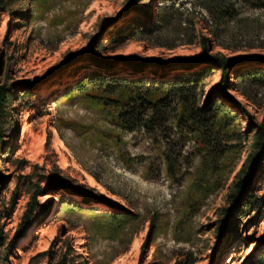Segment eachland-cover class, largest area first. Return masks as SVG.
Here are the masks:
<instances>
[{"label":"rangeland","instance_id":"374dc122","mask_svg":"<svg viewBox=\"0 0 264 264\" xmlns=\"http://www.w3.org/2000/svg\"><path fill=\"white\" fill-rule=\"evenodd\" d=\"M5 2L0 264H246L264 254V148H256L264 84L237 76L264 69V8L242 0ZM206 54L235 65L204 79L202 104L230 113L211 139L227 151L205 159L194 139L181 147L176 130L170 150L68 94L84 76H156V67L137 72L131 62ZM164 152L177 157L173 169ZM247 196L251 204L238 211Z\"/></svg>","mask_w":264,"mask_h":264},{"label":"trees","instance_id":"16d2710c","mask_svg":"<svg viewBox=\"0 0 264 264\" xmlns=\"http://www.w3.org/2000/svg\"><path fill=\"white\" fill-rule=\"evenodd\" d=\"M242 1L250 6L264 8V0ZM0 6L8 7L5 0H0ZM150 15L153 17L154 14L150 13ZM129 65L137 72H143L151 66L156 67L154 70L156 76L139 79L122 76L109 78H101L99 75L94 78L84 76L76 82L68 94L76 91L79 96L81 95L90 102L106 109L113 124L126 130L143 128L155 142H158L159 138L163 139L162 141H165L170 150L173 145V139L170 136L176 130L179 137L183 139L181 147L194 139L196 143L195 152L202 155L203 159L218 149L223 150V152L227 151L228 148L215 147L216 145L220 146V142L216 143L211 139H215L213 137L220 134L219 131L216 132V129L222 128L220 127V120L230 117L229 110L221 104H214L213 107L209 106V103L203 105L201 100L205 94L204 79L208 77L211 70L220 68L228 71L230 67L235 65L234 61L223 60L221 57L206 54L200 58L177 60L165 65L158 64L159 66L134 62ZM186 73L193 76H181ZM237 76L242 82L250 81L253 84H264L263 68L240 72ZM9 96L10 90L4 85H0V118L7 113ZM209 146H214V151ZM256 146L260 151L264 148V125H261L260 131L257 132ZM164 156L168 170L173 169L176 161H178L177 157L173 156L172 153L165 152ZM252 176L253 173L250 175L247 185L251 183ZM242 191L244 190L241 186L239 192ZM250 204V198L245 197L240 203L238 211ZM27 217L28 214L25 219H28ZM119 217L123 219L133 218L131 214H119ZM109 218L113 220L116 216ZM23 226L24 224H20L18 235L22 232ZM1 241L0 230V244ZM246 264H264V254L253 257Z\"/></svg>","mask_w":264,"mask_h":264},{"label":"bare ground","instance_id":"6f19581e","mask_svg":"<svg viewBox=\"0 0 264 264\" xmlns=\"http://www.w3.org/2000/svg\"><path fill=\"white\" fill-rule=\"evenodd\" d=\"M57 142H58V144H60V145H64L63 142H62V140L59 139V138H57ZM88 178H89V179H88V180H89V183H90L91 185L99 186L98 183L96 182V180H95L92 176H88ZM65 198H66V199H71V195H66Z\"/></svg>","mask_w":264,"mask_h":264}]
</instances>
